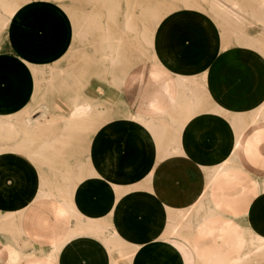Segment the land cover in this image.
Listing matches in <instances>:
<instances>
[{"label": "crops", "instance_id": "crops-1", "mask_svg": "<svg viewBox=\"0 0 264 264\" xmlns=\"http://www.w3.org/2000/svg\"><path fill=\"white\" fill-rule=\"evenodd\" d=\"M37 1L28 4L25 12L32 33H24L18 20L0 40L1 64L7 62L21 69L23 58L39 64L51 63L70 45L67 31L60 36L55 28H50L48 39L45 27L64 22L56 9L51 11L58 4ZM221 36L227 48L233 35L221 28ZM156 42L154 34L155 59L147 67L145 61L133 67L122 88L131 94L142 84H152L156 91L141 107V102L134 107L130 103L129 110L146 118L165 117L176 110L180 117H196L199 125L200 112L208 111L202 123L204 134H184L177 144L159 149L142 145L127 117L106 123L104 127L110 126L113 135L107 137L102 128L105 149L100 154H116L118 166L114 169L121 186L114 187L119 192L108 193L105 187L95 190L92 184L86 185L84 199L77 206L97 220L101 229L97 227L95 232L74 224L70 212L56 199H37L29 205L16 192L5 197L0 187V218L25 208L21 214L11 215L0 230V264H261L264 260V92H246L240 95L241 99H230L225 90L218 91L211 64L193 71L173 68L159 54ZM240 45L255 48L264 56L261 36L251 42L242 40ZM11 51L16 56L10 55ZM234 102L239 104L237 110L230 109ZM249 105L254 108L249 113L239 110L249 109ZM235 138L239 141L236 152L231 148ZM217 142L228 147L227 152L233 151L214 176L211 198H201L198 212L211 201L208 214L195 218L198 222L189 241L179 235L152 240L153 233L161 236L172 221L164 205L174 210L189 208L205 189L207 166L200 162L211 151H219ZM4 169L34 194L37 173L32 164L20 156L1 155L0 173ZM26 172L32 176H25ZM192 223L191 217V226ZM116 229L123 238L115 236ZM42 242L47 243L48 250L39 255ZM136 244L141 248L137 249Z\"/></svg>", "mask_w": 264, "mask_h": 264}, {"label": "rangeland", "instance_id": "rangeland-1", "mask_svg": "<svg viewBox=\"0 0 264 264\" xmlns=\"http://www.w3.org/2000/svg\"><path fill=\"white\" fill-rule=\"evenodd\" d=\"M34 1H8L19 11V16L25 23L21 26L24 33H32V27L25 17V12L27 11V5ZM40 1L45 4H58L57 7L50 6L52 7L51 11L54 12V9H56L58 16H62L64 20L62 23H49L48 27H45L48 29V39L50 32H52H49V29L54 30L55 28L59 33L61 32L60 36H65L67 31V35L71 36V43L63 55L59 59H54L51 63L39 64L23 58L20 61L23 65L21 69L9 65L10 63H4L7 68L4 67L0 71V75H8L14 82L13 87L17 91L12 95L14 101L17 97L29 98L28 103L34 106L36 102H38L36 104H41L42 101L46 102L41 99L49 97V107L45 108L47 112L44 111L45 109H39L34 115V118L40 122L39 126L41 124L40 128L32 133L21 132L15 140L19 142V149H14L9 154L20 156L30 164L34 163L37 178L44 182L45 187L52 189L54 192L63 191L68 193L69 190H72L74 201L77 204L79 200L84 199L86 189L82 188L83 186L92 184L95 186L93 189L96 190L97 183H94V180H98L100 186L110 185L112 189H109V192L117 193L120 191V189H116L119 184L116 179L117 170L114 169L118 166L116 154H100L105 149L104 135L101 130L106 123L114 118H129L134 124V132L142 145L151 147V145L159 146L160 144L159 149L163 148V145L168 147L177 144L178 140L184 137V134L199 135L205 132L206 128L202 123L208 111L200 112L202 119L199 121L201 124L199 125L195 122L196 117H180L176 110L168 116L159 118H146L129 110L130 103L134 107L137 104L139 106L141 102L139 106L141 107L142 103L144 104L146 100H149L152 93L156 91V86L152 84L148 86L142 84L131 94L122 90L126 76L133 67L144 61L145 67H147L151 64L152 59L156 57L155 52H153V41L152 43L145 42L140 37L142 31L148 32L147 34H150V37L153 36L151 40H154L155 34L159 54L166 62H170L173 68L193 71L194 68H209L211 64L214 69L218 91L225 90L229 94L228 98L241 99L240 95L246 92L249 94L264 92L263 54L250 46L240 45L243 39L245 43L247 39L249 42L253 38L256 39V36H261L264 39V23L258 20L264 19V8L262 2H260L262 0H240L246 12L249 9L248 14L251 15L252 13L254 17L249 16L239 26L218 16L208 6L207 0H110L111 3L107 0L111 4H109L110 6L104 5L106 0H39L37 2ZM48 13L50 14L49 10ZM6 15L7 13L0 8V23H7L3 30H1L0 25V40L12 29L11 24L15 22L12 16ZM86 18L95 20L100 25L94 26L93 30L88 29L90 31L88 37L80 39L76 34L75 27L76 25H82ZM127 20L133 29L125 31V25L123 24ZM215 21L223 30L231 32L233 35L232 42L227 48L223 46L221 28ZM159 23L160 25L157 28ZM107 32L110 41L102 37ZM50 43L49 41L48 44L50 45ZM2 47L3 44L0 42V48ZM110 47L112 49L118 47L116 49L118 58L113 63L109 61L108 56V52L111 50ZM9 53L16 56L13 51ZM62 74L63 76H61ZM30 88L33 90L38 89L36 94L38 97H32V93L28 91ZM53 98L60 102L53 103L51 101ZM71 99H80L91 103V112L85 113L81 118L68 119L66 113L68 114L73 106V103L70 102ZM14 105L15 102H9L6 106L9 110H13ZM252 105H249V109L241 107L239 110H249L246 112L249 113L257 106L254 105V108H251ZM230 106L232 110H237L235 107L239 108V104L235 102ZM142 108L145 110L144 107ZM81 111L83 110L81 109ZM144 121L148 125L149 138L152 139H143L140 134L139 129ZM104 128L106 129L105 135L112 137L113 133L110 126ZM235 140L237 139L235 138ZM157 143L158 145H156ZM112 158H114V161L107 163ZM200 163L207 166L202 159ZM108 169L112 172H105ZM256 175L258 174L253 173V176ZM80 177L87 180L88 184L83 180L80 182L78 180ZM107 177L109 180L106 179ZM206 181L205 189L200 192V196L192 204L194 210L191 207L188 208V211L187 208L174 210L173 207L164 205L168 208L169 219H172V221L169 220L164 233L161 236H156L155 241L164 235H173L170 231L174 229L175 222L182 226L178 235L189 241L191 231L198 222L195 218L199 220L206 216L209 207H212L210 201L207 206L198 212L203 197L209 195L212 191V183L208 179ZM12 193H9L10 197ZM9 196L8 198H10ZM209 197L211 198V195ZM53 199L55 198L53 197ZM24 209L9 212L2 216L0 218V230L11 215L21 214ZM180 212L184 213L185 216L178 217ZM190 216L193 220L191 228L188 225ZM72 218L75 221L74 224L81 225L88 232L97 230L93 222L82 216L72 215ZM95 223L98 224L97 220H95ZM105 224L108 226L107 222ZM120 237L123 238L121 233ZM46 244L44 242L40 243L39 255H43L48 250ZM140 248L141 246L137 245V249ZM261 264H264V260Z\"/></svg>", "mask_w": 264, "mask_h": 264}, {"label": "bare ground", "instance_id": "bare-ground-1", "mask_svg": "<svg viewBox=\"0 0 264 264\" xmlns=\"http://www.w3.org/2000/svg\"><path fill=\"white\" fill-rule=\"evenodd\" d=\"M9 0H1L0 1V8H2V10L4 12L7 13V15H10L14 18V21L15 22H21L23 25L25 24L22 20V18H20L19 16V11H17L12 5L10 2H8ZM102 1V0H101ZM110 1V0H109ZM112 1V0H111ZM110 1V3H111ZM205 1V0H204ZM208 1V6L213 9L217 14L218 16L224 18L225 20H227L229 23H232V24H235L236 26L238 25H241L245 22V20L250 16L254 17L253 14L250 13L248 14V11L246 12V9L243 8L242 4H241V1L240 0H207ZM116 2V1H115ZM262 2V7L264 8V0L260 1ZM107 0L104 2V5L107 6L110 4ZM114 3V2H113ZM119 4V3H118ZM111 5V4H110ZM109 5V6H110ZM117 7V5H116ZM17 8V7H16ZM20 9V8H19ZM6 15V16H7ZM22 15V14H21ZM11 18V17H10ZM7 19V18H6ZM4 20V19H3ZM19 20V21H18ZM259 21H261L262 23H264V19H258ZM2 29L7 25L6 22H2L0 23ZM96 25H100L98 24L97 21L95 20H92V19H85V21L83 22L82 25H76V34L78 37L83 38V37H88V33L90 31H88V29H91L93 30L94 26ZM125 31L126 30H131L133 29L132 26L130 25L129 21L127 20L125 22ZM102 26V25H101ZM25 27V26H24ZM103 27V26H102ZM242 27V26H241ZM23 28V27H22ZM27 28V27H26ZM105 28V27H103ZM5 29V28H4ZM61 33V32H60ZM148 33V32H147ZM146 33V31H142L141 32V35L140 37L147 43H152L153 40H151V38L153 37H150L148 34ZM103 38H107L108 41L109 40V34L108 32L107 33H104ZM104 40V41H105ZM244 40V39H243ZM248 40V39H247ZM112 43V42H111ZM109 43V44H111ZM117 44V43H116ZM118 44H119V41H118ZM116 46V45H115ZM113 48V46H112ZM110 47V52H108V56H109V61L111 63L115 62V60L118 58V52H117V48L116 49H112ZM119 51V50H118ZM120 57V56H119ZM121 58V57H120ZM119 58V59H120ZM76 64V63H75ZM11 65V64H9ZM49 65V64H48ZM13 66V65H12ZM5 66L3 65V63L1 64V61H0V70L2 71V69L4 68ZM7 68V67H5ZM9 68V66H8ZM54 68V67H53ZM46 69V68H45ZM7 71V70H5ZM10 71V70H9ZM62 71V70H61ZM51 73V70L49 71ZM9 73V72H8ZM7 73V74H8ZM10 74V73H9ZM72 74V73H71ZM6 75V74H5ZM50 75V74H49ZM74 75V74H73ZM53 76V75H52ZM63 76V74L61 75ZM12 77V76H11ZM45 77V76H44ZM70 77V75H69ZM88 77V76H87ZM64 78V77H63ZM66 78V77H65ZM41 79V78H40ZM43 79V77H42ZM41 79V80H42ZM49 79V78H48ZM47 80V79H46ZM51 80V79H49ZM48 80V81H49ZM71 80V79H70ZM126 80V79H125ZM41 82V81H40ZM69 82V81H67ZM185 82V81H184ZM50 83V82H48ZM44 84V83H42ZM41 85V84H40ZM45 85V84H44ZM47 85V84H46ZM49 85V84H48ZM47 85V86H48ZM14 82L8 77V75L6 76H2V74L0 75V156L1 155H4V156H9L11 154L10 151L12 152L14 149L18 150L20 145H19V142L15 141L17 139V137L21 134V132H24V133H32L34 131H36L37 129L40 128L39 126V120H37L36 118H34V115H35V112L39 109H45V108H48L49 107V103H48V99L49 97H45L44 99H41V100H44L46 102H43L40 104H36L38 102L35 103V105H30L28 102L26 103V99L25 98H22V97H17L16 98V101H14V98H13V93H16L17 91L14 89ZM43 86V85H42ZM46 86V87H47ZM68 87V86H67ZM69 88V87H68ZM46 90V89H45ZM29 92L32 93V97L35 98L37 92H38V89H32L30 88L28 90ZM47 91V90H46ZM63 92V91H62ZM47 95V94H46ZM38 97V96H36ZM52 97V96H51ZM83 98V97H81ZM91 98V97H90ZM56 98H53L51 99V101L53 103L55 102H60L59 100H55ZM84 100V98L82 99ZM121 100V99H120ZM9 102H15V105H14V108L13 110H9L7 108V103ZM33 102V101H32ZM71 103H73V106H72V109L70 110V112L67 114L66 113V116L68 117V119H75V118H81L82 115H85V113H89L91 112V103L89 102H86V101H81L80 99L78 100H72L70 101ZM93 108V107H92ZM81 109L83 111H81ZM46 111V109L44 110ZM47 112V111H46ZM132 112V111H131ZM43 113V112H42ZM86 114V115H87ZM46 116V115H45ZM61 117V116H60ZM65 117V116H64ZM84 117V116H83ZM89 117V116H88ZM41 118V117H40ZM63 118V117H62ZM141 118V117H140ZM139 118V119H140ZM132 119V118H131ZM42 120V119H41ZM65 120V119H64ZM68 121V120H67ZM110 131V130H109ZM112 131V130H111ZM140 131V134L141 136L143 137V139H152V138H149V131H148V125L146 124V122H142L141 123V127L139 129ZM200 131V130H199ZM198 131V133H199ZM23 134V133H22ZM158 138V137H157ZM161 138V137H160ZM162 139V138H161ZM155 140V139H154ZM160 140V139H159ZM153 141V140H151ZM158 142V140H155ZM238 140H235L234 142H232L231 144V148L233 150H235L236 152V145L238 144L237 143ZM239 142V141H238ZM160 143V142H158ZM158 143L156 145H158ZM160 147V144L159 146H157V148ZM235 148V149H234ZM217 149L219 151H216V152H213L211 151L207 157L203 158V162H206L207 164V179L213 183V179H214V176L216 175V173H218L220 170H222V168L224 167V160L227 159L226 156L229 155V153L231 154V152H227L226 150L229 151V148L226 147L223 143H220V142H217ZM23 150V148H22ZM21 153V151H19ZM234 152V153H235ZM23 153V152H22ZM233 153V154H234ZM237 154V153H236ZM112 157H114V155H112ZM111 161H114V158H112V160H109L107 163H110ZM117 161V160H116ZM34 162V161H33ZM228 162V161H227ZM32 165H34V163H32ZM38 165V163H37ZM228 166V165H227ZM37 167V166H36ZM110 169L108 170H105V172H109ZM104 172V173H105ZM112 172V171H110ZM10 174V170L7 171V170H2V172L0 173V187L3 188V192L5 193V195H10L9 193H12L13 192H16L18 194V197L20 200H25L27 202H31V201H34V200H39V199H45V198H55L56 200H58L60 203H62L66 208L67 210L70 212L71 215L73 216H82L84 217L86 220H90L91 222H93V224L96 226V227H99L98 224L95 223V220L86 215L84 212H82L79 208H78V204L74 201V195H73V191L72 190H69L68 193H65V192H61V191H58V192H54L52 189H49L47 187L44 186V182H41L38 178L37 180H35V182H33L34 184V187L36 188L35 191H34V194L33 192L28 189L26 186L25 188H22V186L24 185L21 181L19 180H16V179H13L12 177H9ZM113 174H115L113 172ZM25 176H30V174H28L27 172L24 173ZM104 176V175H103ZM73 177V176H71ZM74 178V177H73ZM111 178L113 179V177L111 176ZM108 179V177L106 178ZM117 179V178H116ZM80 182L83 180L81 177L80 179H78ZM109 180V179H108ZM84 182H86L88 184V181L87 180H83ZM93 181V180H92ZM25 182V181H24ZM79 182V183H80ZM83 182V183H84ZM99 181L98 180H94V183H97V186L96 187H100V185H98ZM48 183V182H47ZM89 185V184H88ZM102 187H105L108 191L109 189L111 190L112 188H110V185H103ZM82 188H85L86 189V185L83 186ZM93 188H95V186H93ZM70 189V188H69ZM2 190V189H1ZM8 191H11L8 193ZM56 191V190H55ZM67 191V190H66ZM110 193V192H108ZM205 195V194H204ZM7 196V197H8ZM207 196V195H205ZM10 197V196H9ZM28 204V203H27ZM30 205V204H29ZM193 208V206L191 205V209ZM64 209V208H63ZM187 211H188V208H187ZM62 212V211H60ZM68 214V213H67ZM182 216L184 217L185 214L184 213H178V217H181ZM177 222H175V225H174V229L170 231V233H172L173 235H178L179 231H180V228L182 227L181 224H176ZM169 224V222H168ZM100 225V224H99ZM188 225L190 226L191 228V216L189 217L188 219ZM81 226V225H80ZM84 228V227H83ZM95 229V227H93ZM99 229H101L99 227ZM154 229V228H153ZM153 229H151L152 233H153ZM117 230V229H116ZM168 230H170L168 228ZM167 230V231H168ZM108 231V230H107ZM111 232V231H110ZM114 234L115 236H118L120 235V232H118V230L115 232L114 231ZM113 235V234H112ZM155 235L153 233V239H155ZM113 238V237H112ZM118 238V237H116ZM246 258V257H244ZM244 260V259H242Z\"/></svg>", "mask_w": 264, "mask_h": 264}]
</instances>
